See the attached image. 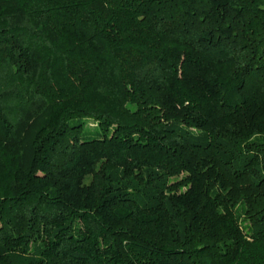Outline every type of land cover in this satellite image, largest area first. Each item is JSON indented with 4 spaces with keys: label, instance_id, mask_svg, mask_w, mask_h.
<instances>
[{
    "label": "trees",
    "instance_id": "obj_1",
    "mask_svg": "<svg viewBox=\"0 0 264 264\" xmlns=\"http://www.w3.org/2000/svg\"><path fill=\"white\" fill-rule=\"evenodd\" d=\"M0 264H264V0H0Z\"/></svg>",
    "mask_w": 264,
    "mask_h": 264
},
{
    "label": "rangeland",
    "instance_id": "obj_2",
    "mask_svg": "<svg viewBox=\"0 0 264 264\" xmlns=\"http://www.w3.org/2000/svg\"><path fill=\"white\" fill-rule=\"evenodd\" d=\"M87 126H88V128H90V129H94V128H95V124H94L93 122H91V121H88V122H87ZM85 129H87V128H85Z\"/></svg>",
    "mask_w": 264,
    "mask_h": 264
}]
</instances>
